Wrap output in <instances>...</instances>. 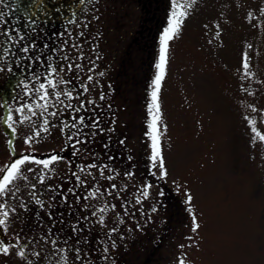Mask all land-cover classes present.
Instances as JSON below:
<instances>
[{
  "label": "rangeland",
  "instance_id": "1",
  "mask_svg": "<svg viewBox=\"0 0 264 264\" xmlns=\"http://www.w3.org/2000/svg\"><path fill=\"white\" fill-rule=\"evenodd\" d=\"M176 4L186 15L168 42L158 93L164 178L149 159L147 105L171 0H86L55 25L12 12L6 31L24 39L5 43L0 32V46L11 47L0 52V169L28 152L58 160L49 169L21 166L23 175L0 193L9 210L1 235L6 242L20 237L9 254L0 252V264H177V257L186 264H264V141L252 132L254 126L264 135V0ZM49 65L57 69L52 76ZM45 77L55 85L49 93L61 92L59 101L39 98ZM45 120L48 131L37 136ZM93 163L99 168L84 167ZM73 172L86 184L78 186ZM144 185H151L147 197ZM25 238L35 241L23 247Z\"/></svg>",
  "mask_w": 264,
  "mask_h": 264
},
{
  "label": "snow or ice",
  "instance_id": "2",
  "mask_svg": "<svg viewBox=\"0 0 264 264\" xmlns=\"http://www.w3.org/2000/svg\"><path fill=\"white\" fill-rule=\"evenodd\" d=\"M178 7H183L182 5H177L176 4V0H171V8L172 11L168 17L167 20V25L166 27L163 29L162 34L159 38V58H158V62L156 63L155 67L157 69L154 79L151 82V87H152V91L150 93V97H151V101L150 103L147 105V111L149 116L151 117L150 122L147 125L148 128V135L150 137L151 140V155L149 157V159L151 160L152 164L151 167L155 168V167H159V175L160 178H164L167 176V171L165 168V164H164V160L161 157V152H160V147H159V134H158V122L160 119L159 116V112H160V108H159V102H158V93L160 91V87H161V82L164 79L165 76V71H166V66H167V52H168V42L170 40H172L176 34L179 31L180 25L182 23L181 17L185 16L186 13L183 11H177L176 9ZM4 13H0V22L3 21V17H4ZM4 36H6L8 38V41L12 44H15L18 42V40H23L24 37L20 36L19 33H16L15 36L10 34L9 32H4L3 33ZM24 53H27L29 51L28 47H24L21 49ZM65 59H68L67 57H65ZM50 67V72H49V76H52L53 74H55L57 72V69L55 68H51ZM68 71H71L73 69V65H68ZM75 67L79 68L80 65H75ZM243 68L247 69L248 68V63H247V56H245L244 58V63H243ZM61 72L64 71L63 68L60 69ZM91 71V69L89 70ZM102 75V74H101ZM45 80L47 82V87L45 83H41L39 89H37V92L41 93L40 95V99L43 100H47L49 95H54L56 100L59 101L60 97H61V92L56 91L54 93H49V88H54L55 85L53 83V81L51 79H48V77H45ZM88 80H92V76H88ZM87 89H85L86 91ZM63 95L67 96L69 99H72V95L71 92H66L63 93ZM105 98L104 94L101 93L100 94V99L103 100ZM89 103H92L91 101H89ZM70 106V105H69ZM45 110H47V104L44 105ZM78 110V109H77ZM18 112H22L23 109H17ZM51 115H57L56 112L51 113ZM6 121H11L13 119L12 115L9 114L6 118H4ZM247 119V118H246ZM76 119L74 118L73 123L71 125V127H76ZM79 123H83V118H79ZM99 120H95L94 123L92 124V127H99ZM249 125H254L255 122L251 119L248 120ZM48 124L49 121L45 120L44 121V125L41 127V129L37 132V136H39L40 131H44L47 132L48 131ZM9 127V129L12 132H15V129L12 127L11 124L7 125ZM65 127H68V125H65ZM63 131V129H62ZM252 132L255 134L254 136V140L256 137L259 138L260 141H264V135H262L260 132L257 131L256 127H252ZM73 136L70 133L68 136L69 140H72ZM31 137L25 141L26 144H30L31 142ZM10 143V142H9ZM77 144H85L86 141L85 140H81V139H77L76 140ZM73 147H75V145H72ZM80 151V149H76L73 153V155L78 154V152ZM13 155H15V153H13ZM58 160V157L56 155H51L50 158L47 159H37L33 156L30 155H23L21 154L20 158L15 159L10 166L5 167L0 169V193H6V190L9 189V185L10 182L13 181L16 177L17 174L23 175V172L21 171V166L28 164V163H32L38 166H42L43 169H49V167L51 165L54 164V162H56ZM85 168L88 169H92V168H99V166L97 164H88L84 166ZM28 172H34L35 170L32 168H28L27 169ZM84 172V168H81L80 173ZM80 173L77 172H73L72 175L76 177V181L78 186L79 185H84L86 184L87 180L86 177H82ZM153 175H155V173H152ZM88 175H92V173H88ZM126 176L129 175H133V173L129 172V173H125ZM100 176L104 177V169H100ZM107 180H114V177L109 175L107 177H104ZM25 179H27V177H25ZM45 176L43 174H41L39 176V182L40 183H44L45 182ZM96 177L93 176V180H95ZM111 187L113 189L116 188L115 183H113L111 185ZM151 187V185H144L143 190H142V195L144 197L148 196V189ZM35 188V185H33V189ZM71 191V189L69 190ZM13 195L15 193H12ZM161 195H163V193H161ZM89 196H91V193H89ZM192 201V196L188 195L187 196V202L191 203ZM37 203H39V201H37ZM136 203H140V200L137 199ZM114 207V206H113ZM156 209L153 208V211H155ZM101 212L104 211V209L100 210ZM93 215H95V212H93ZM9 217V210L7 208L6 204L0 203V226H3L6 221L7 218ZM85 219H87L85 217ZM101 223H103V217L100 218ZM199 228V224L197 223L196 217L195 215L192 216V231L196 232L197 229ZM73 232H78L81 229H79L78 227H73ZM116 229L113 228L110 233L109 236H111L112 232H115ZM3 229L0 228V234H2ZM49 232H51V229H49ZM191 239V238H189ZM20 237L17 235V237L15 238L14 242H6L4 239L0 238V252H2L3 254H9V249L10 247H15L18 243H19ZM66 242V241H65ZM51 243L56 244L58 243V241L56 240H51ZM79 243V241H77V244ZM113 247H115V244H113ZM180 247H183V245H181ZM105 251H107V249H105ZM20 256H23L24 253L23 251H20L18 253ZM76 254H77V259H80V249L76 248ZM177 264H186L185 259L181 258V257H177Z\"/></svg>",
  "mask_w": 264,
  "mask_h": 264
},
{
  "label": "water",
  "instance_id": "3",
  "mask_svg": "<svg viewBox=\"0 0 264 264\" xmlns=\"http://www.w3.org/2000/svg\"><path fill=\"white\" fill-rule=\"evenodd\" d=\"M83 0H12L13 9L22 16L58 22L70 17Z\"/></svg>",
  "mask_w": 264,
  "mask_h": 264
},
{
  "label": "flooded vegetation",
  "instance_id": "4",
  "mask_svg": "<svg viewBox=\"0 0 264 264\" xmlns=\"http://www.w3.org/2000/svg\"><path fill=\"white\" fill-rule=\"evenodd\" d=\"M140 0H138V2H139ZM157 0H152V2H156ZM86 2V0H84L83 1V3H82V5L84 4ZM144 2H151V0H144ZM82 5L79 7V9L82 7ZM78 9V10H79ZM154 9H155V7H154ZM77 10V11H78ZM77 11L73 14V15H71L70 17H68L67 19H64V20H62V21H58V22H54V21H44V20H38V19H32V18H28V17H25V16H22V15H20V14H18L14 9H13V7H12V0H0V13H4L5 15H4V17H3V21L2 22H0V32H2V31H5L6 32V29H8L9 28V24H10V22H11V19H12V12H14L15 14H17L18 16H20L21 18H23V19H25V20H29V21H32V22H41V23H49V24H61L62 22H64V21H66V20H68L69 18H71L72 16H74L76 13H77ZM7 32H9L10 33V30L9 31H7ZM4 38H5V43H7L8 41H6V39H7V37L6 36H4ZM4 43V42H3ZM10 45H8V46H4V47H1L0 46V52L1 53H4V51H5V49H6V47H7V49L8 48H11V47H9ZM0 53V54H1ZM3 96H5V94L3 95ZM10 136H12V135H9V137ZM13 138V137H12ZM11 138V139H12ZM8 145V147L9 148H11V146H12V144L11 143H8L7 144ZM23 155H30V156H32L31 154H30V152H28V153H23ZM20 156H21V154H19V156H18V158H20ZM33 157H35V158H37V159H39V156L38 155H36V156H33ZM0 238H2V239H4V237L0 234ZM37 240V239H36ZM31 241H35V240H30L29 238H25L24 240H23V242H22V244H23V247H27V245H28V243L29 242H31Z\"/></svg>",
  "mask_w": 264,
  "mask_h": 264
}]
</instances>
